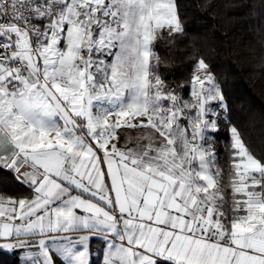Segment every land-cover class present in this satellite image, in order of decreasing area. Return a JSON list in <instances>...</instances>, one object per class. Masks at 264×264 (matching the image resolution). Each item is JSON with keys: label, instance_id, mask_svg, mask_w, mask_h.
Instances as JSON below:
<instances>
[{"label": "snow or ice", "instance_id": "1", "mask_svg": "<svg viewBox=\"0 0 264 264\" xmlns=\"http://www.w3.org/2000/svg\"><path fill=\"white\" fill-rule=\"evenodd\" d=\"M189 6L0 0V252L17 264H264V139L234 119ZM221 7L225 43L254 21L264 67V0ZM185 64L178 80L161 70Z\"/></svg>", "mask_w": 264, "mask_h": 264}, {"label": "trees", "instance_id": "2", "mask_svg": "<svg viewBox=\"0 0 264 264\" xmlns=\"http://www.w3.org/2000/svg\"><path fill=\"white\" fill-rule=\"evenodd\" d=\"M184 2L190 5L185 9L187 31L192 34L199 33L206 38L205 40L197 39L196 43L206 53V59L212 62L218 79L222 80L225 75L228 76L229 83L226 91L229 102L233 106L234 119L254 141L259 142L264 139V67L257 66L262 54L259 46L257 45L255 53L249 50L253 34L248 31V25L254 21L237 22L231 26L228 35L235 39L225 43L222 30L231 24L224 16L225 10L221 7L225 0H214V7L208 12L197 9L196 5L200 0H184ZM210 12H215L216 17L213 18ZM229 15L242 16L243 12H230ZM205 44L214 46L218 54L210 51ZM160 51L163 53L165 49ZM161 70L168 71L169 80H178L186 76L191 68L190 65L185 64L165 69L162 65ZM253 72L259 75L253 78L250 76ZM241 102H243L242 107ZM220 136L226 138L227 131L221 130ZM0 264H17V259L12 254L0 252Z\"/></svg>", "mask_w": 264, "mask_h": 264}]
</instances>
